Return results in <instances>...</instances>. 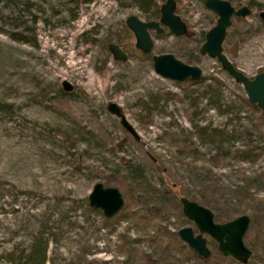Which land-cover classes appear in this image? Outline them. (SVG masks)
Instances as JSON below:
<instances>
[{
  "label": "rangeland",
  "instance_id": "rangeland-1",
  "mask_svg": "<svg viewBox=\"0 0 264 264\" xmlns=\"http://www.w3.org/2000/svg\"><path fill=\"white\" fill-rule=\"evenodd\" d=\"M154 1L159 5L164 0ZM231 1L239 7L250 0ZM252 1L258 7L247 5V16L233 17L222 42L223 54L247 77L264 71V22L257 16L264 10V0ZM22 3L16 8L0 3V102L9 104L0 109V260L43 232L44 264H240L221 256L206 235L210 256L198 262L196 252L176 234L184 226L197 232L181 214L180 196L210 209L217 222H222L218 209L229 212V219L264 213V184L256 181L249 188L252 198L241 191L246 179L264 177V153L253 163L229 158L210 165L181 154L179 144L170 138L175 134L178 140L186 139L205 159L214 154L212 145L193 135L189 116L195 109L198 114L192 118L199 125L233 136L222 143L224 149L246 143L264 146L258 139L264 125L259 112L247 105L241 84L216 59L198 53L216 14L199 0H175L186 34L175 36L163 25L160 34L150 30L153 46L142 54L133 46L124 19L158 18H150L133 0ZM10 32L21 33L25 41L12 40ZM109 42L122 48L125 61L112 59L106 49ZM162 53L198 66L202 80L189 85L187 80L156 74L151 55ZM213 78L219 83L212 100L220 111L201 95ZM63 80L72 86L67 92L61 89ZM165 92L173 96L165 98ZM151 94L163 99L158 101L160 109L147 118L136 105ZM110 103L131 132L121 125L120 115L107 109ZM136 168L141 172L138 179ZM95 182L118 189L123 197L119 212L135 210L147 216L154 212L161 220L150 218L156 228L175 236L150 240L121 216L108 221L92 213L87 195ZM211 182L214 188L207 193L202 185ZM202 193L213 207L200 201ZM149 232L155 236V230ZM121 233L129 254L121 246ZM248 238L244 235L243 242ZM249 249L247 264H264V248Z\"/></svg>",
  "mask_w": 264,
  "mask_h": 264
},
{
  "label": "water",
  "instance_id": "water-1",
  "mask_svg": "<svg viewBox=\"0 0 264 264\" xmlns=\"http://www.w3.org/2000/svg\"><path fill=\"white\" fill-rule=\"evenodd\" d=\"M203 6L216 14L214 24L204 33V39L198 48L200 55H207L218 61L220 68L225 71L236 83L241 84L247 100L255 104L264 115V71L258 72L252 77H247L238 70L223 54L222 42L227 28L231 24L232 17H245L250 13V8L242 5L235 8L227 0H199ZM159 17L157 20H140L133 15L124 19V25L132 33L133 46L142 54H148L153 46L150 30L155 34L163 31L162 25L175 36L186 34V26L181 18L175 13V1L164 0L159 4ZM257 16L264 22V10ZM106 49L113 60L125 61L127 54L122 48L114 43L106 44ZM152 69L159 76L175 81L197 80L201 77V69L198 66L187 65L176 59L169 53L151 55ZM72 88L70 83L63 80L61 89L64 92ZM107 109L120 115L118 108L110 103ZM120 123L126 130L131 132L130 126L120 115ZM181 214L192 222L196 229L180 227L176 234L196 254L205 259L210 256V250L206 246L208 236L215 244L217 251L223 257H229L240 264H245L251 256V250L244 244L243 237L250 225V217L247 214H239L229 220L217 222L207 207L189 200L184 196L178 198ZM87 203L101 211V214L110 218L116 215L123 206V197L117 188L103 186L95 182L87 195Z\"/></svg>",
  "mask_w": 264,
  "mask_h": 264
},
{
  "label": "trees",
  "instance_id": "trees-1",
  "mask_svg": "<svg viewBox=\"0 0 264 264\" xmlns=\"http://www.w3.org/2000/svg\"><path fill=\"white\" fill-rule=\"evenodd\" d=\"M24 0H0V3L7 5V6H13L17 7L20 4H23ZM90 1V0H85ZM138 8L142 10L143 12H146L148 15H150V18H158L159 17V5L154 0H133ZM247 5L251 8L254 6L258 7V4L250 0ZM1 31V28H0ZM8 36L14 40V41H25L24 37L22 36L21 33L19 32H10ZM204 39V36H203ZM202 79H197V80H187V84L189 85H195L198 84ZM218 80L213 78L212 82L204 84V90L202 92V96L206 98L208 103L213 104L218 110L220 109L219 104H215V102L212 100L215 96V90L217 88ZM182 87V86H181ZM63 91V90H62ZM184 91V96H187L186 88H183ZM191 92V90H190ZM60 93H63L60 91ZM165 98H169L173 96L170 92H165L164 93ZM189 95H191L189 93ZM160 98L158 97L157 94H151L146 98L144 101H139L137 103V107L139 106V110L141 113H144V117H149L151 116V113L154 110L160 109V106H158V101ZM197 98H192L189 101L190 107H194V100ZM247 105L252 108L253 110L259 112V123L261 125H264V115L260 112V110L256 107L255 104L249 102L247 100ZM9 107V104L6 103H1L0 102V109H6ZM220 111V110H219ZM227 110H221V112H226ZM196 110H192L190 121L191 125L193 128V135L196 137V139L202 143V144H210L214 147V154L208 159L204 158V155L200 154V152L197 150L196 147L193 145H190V143H186V139L178 140V135H170V138L176 143L179 144V151L181 154L185 155L186 157L191 158L192 160H202L205 163H209L210 165H218L219 163H224V161L228 160L229 158L235 159L237 161H242V162H247V163H253L259 155L264 153V146L257 147V146H252L251 144H244L241 147L234 148L233 150L229 149H224L222 147V143L224 141H227L230 138H233L232 135L225 134L222 130L217 129L215 127H211L209 125H199L197 121H195L196 118H192V116H195ZM258 139L260 141H264V135L261 133L258 135ZM133 170V169H132ZM136 173L133 170V173L135 174V178H139V174L141 173L140 170L137 168L135 169ZM132 173V172H131ZM132 173V175H133ZM137 176V177H136ZM108 181V180H107ZM258 181V184H264V177L263 174L260 176H257V179H246L244 182V185L241 189L242 194L246 198H252L251 193L249 192V188L254 185V183ZM108 183V182H106ZM256 184V185H258ZM202 188L209 193V190H213L214 184L211 182L206 183V185L203 183ZM206 193V192H205ZM205 194L202 193L200 194V201L202 200L205 205L209 206H214V204L211 202V200L204 199ZM87 209H89L92 213H96L98 215H101V212L97 208H93L89 205H87ZM218 209V208H216ZM123 217L126 220H129L132 225L135 227V230L137 232H142L145 231L148 234V237L150 240H153L155 237H161L162 239H167V238H172V236H175V234L168 229L164 228L162 231L159 230L157 227V222L152 219H158V215L155 214L154 212L148 214H142L139 213L135 210H128L124 212H119L118 214L114 215L113 217L106 218L104 217V220H117L119 217ZM218 218L221 221H226L229 220L230 214L229 212L222 211L218 209ZM161 222V220H159ZM155 230V236L153 233H150L149 231ZM157 233V234H156ZM245 236H248V240L244 239V244L249 246V248L252 249L253 252L256 251L257 248L261 249L264 248V213L259 214V216H253L250 219V226L248 230L245 233ZM121 238V246L123 247L124 251L129 254V245L128 241H126V236L124 234H120ZM160 238V239H161ZM251 239V240H250ZM46 244H47V239L43 237V232H39L37 234H34L32 238L29 239L25 247H22L20 250L12 249L8 251L5 254V258L3 260H0V264L3 263H13V264H44L45 262V255H46ZM139 254V251H138ZM136 255V253H135ZM195 259L198 262H204L205 259L199 257L198 255L195 257ZM211 259V258H210ZM209 259V261H211ZM233 262V261H232ZM141 264L144 263V261L140 262ZM236 264V262H233ZM246 262L245 264H247Z\"/></svg>",
  "mask_w": 264,
  "mask_h": 264
},
{
  "label": "flooded vegetation",
  "instance_id": "flooded-vegetation-1",
  "mask_svg": "<svg viewBox=\"0 0 264 264\" xmlns=\"http://www.w3.org/2000/svg\"><path fill=\"white\" fill-rule=\"evenodd\" d=\"M175 1V0H174ZM227 1H229L230 2V4L233 6V4H232V1L231 0H227ZM201 2V1H200ZM242 6V5H241ZM247 6V5H246ZM235 7V6H234ZM240 7V6H239ZM248 7V6H247ZM235 8H238V7H235ZM249 8V7H248ZM176 13V12H175ZM233 18V17H232ZM231 18V19H232ZM234 18H243V17H234ZM263 22V21H262ZM195 252V251H194Z\"/></svg>",
  "mask_w": 264,
  "mask_h": 264
}]
</instances>
